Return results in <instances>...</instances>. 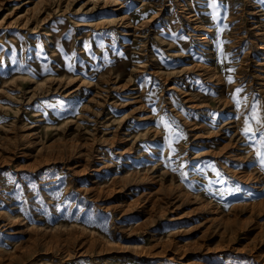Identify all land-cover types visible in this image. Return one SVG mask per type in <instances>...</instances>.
<instances>
[{"label": "rangeland", "instance_id": "obj_1", "mask_svg": "<svg viewBox=\"0 0 264 264\" xmlns=\"http://www.w3.org/2000/svg\"><path fill=\"white\" fill-rule=\"evenodd\" d=\"M254 99L261 0H0V264H264Z\"/></svg>", "mask_w": 264, "mask_h": 264}, {"label": "snow or ice", "instance_id": "obj_2", "mask_svg": "<svg viewBox=\"0 0 264 264\" xmlns=\"http://www.w3.org/2000/svg\"><path fill=\"white\" fill-rule=\"evenodd\" d=\"M261 2L264 3V0H261ZM229 82H231V80H229ZM239 91L240 90H237V94L239 93ZM236 103L237 105H239L241 101L236 100ZM257 107L258 105L256 104L254 99L253 104L251 105V114L245 119L244 134L246 137L253 140H255L256 136L258 135L260 148L264 149V120H261V118L259 117V114L257 113ZM252 120H255L257 124V128L255 132H252L251 123H250V121ZM249 133H251V135H249ZM257 151H258V155L260 156L261 166L264 167V152L260 151L259 149Z\"/></svg>", "mask_w": 264, "mask_h": 264}, {"label": "bare ground", "instance_id": "obj_3", "mask_svg": "<svg viewBox=\"0 0 264 264\" xmlns=\"http://www.w3.org/2000/svg\"><path fill=\"white\" fill-rule=\"evenodd\" d=\"M105 3H106V2H105ZM115 11H116V10H115ZM119 17H120V16H119ZM108 22H109V21H108ZM123 22H124V21H123ZM123 22H122V23H123Z\"/></svg>", "mask_w": 264, "mask_h": 264}]
</instances>
